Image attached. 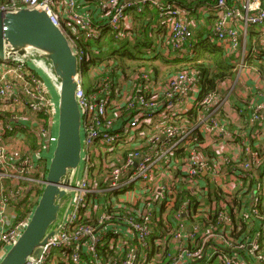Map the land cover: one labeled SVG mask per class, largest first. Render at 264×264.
I'll return each mask as SVG.
<instances>
[{"label": "built area", "instance_id": "built-area-1", "mask_svg": "<svg viewBox=\"0 0 264 264\" xmlns=\"http://www.w3.org/2000/svg\"><path fill=\"white\" fill-rule=\"evenodd\" d=\"M180 1L97 0L92 5L86 0H0L2 12L21 7L46 11L80 63L82 160L69 189L71 205L42 254L28 264L69 259L75 264L87 259L92 264H161L168 250L169 264H249L246 256L257 257L263 236L256 228H264L258 211L264 159L251 151V127L239 144L232 140L226 148L220 142L229 131L219 114L226 99L216 90L198 99L197 72L178 71L165 83L151 67L141 66L113 80L105 75L107 63H88L102 49L85 52L80 42L103 40L108 33L114 41L106 40L107 50L122 38L133 40L130 12L150 6L166 28L165 45L178 57L192 51L199 27L207 30L204 42L223 46L236 69L246 68L252 54L264 53V0H184L191 6ZM84 72L91 82L87 85ZM50 86L58 92L59 78L37 52L0 58V259L32 213L19 219L17 204L24 186L44 168L39 149L50 140L52 114L57 123L58 103ZM241 102L239 115L262 121L264 82L255 102ZM256 172L260 179L249 190L246 183ZM239 192L252 203L240 211ZM236 215L254 229L247 245L235 237L241 230ZM114 250L123 257H110Z\"/></svg>", "mask_w": 264, "mask_h": 264}, {"label": "water", "instance_id": "water-1", "mask_svg": "<svg viewBox=\"0 0 264 264\" xmlns=\"http://www.w3.org/2000/svg\"><path fill=\"white\" fill-rule=\"evenodd\" d=\"M37 52L59 78L57 134L44 177V188L30 219L17 241L0 259V264H28L39 257L42 247L60 225L62 201L70 199V187L82 160V113L77 99L80 63L68 37L42 9L21 7L0 11V58L27 57ZM77 179V178H76Z\"/></svg>", "mask_w": 264, "mask_h": 264}, {"label": "trees", "instance_id": "trees-1", "mask_svg": "<svg viewBox=\"0 0 264 264\" xmlns=\"http://www.w3.org/2000/svg\"><path fill=\"white\" fill-rule=\"evenodd\" d=\"M87 4H92L96 2L97 0H86ZM182 4H187L188 6H191L193 3H187L184 0L180 1ZM92 5L84 4V7H91ZM131 16L134 20V27L133 31L135 33V37L133 40L128 39H120L117 40V45H110V47L105 50V42L108 40L109 42L114 41V37L111 35L109 36L108 33L105 35V39L103 40H89L85 42L84 39H80L81 45L84 48L85 52H88L90 49H94L96 47H99V49H102L99 56H95L92 58L91 62L92 64H100L101 62L107 63L109 65V68L107 69L105 75L110 76L111 79L115 80V78H118V71L123 72V76L127 77L131 75V73H134L139 67L141 66H148L151 67L154 70V73L156 75V78L160 76V72H162L159 68V66L154 65L153 62H144L138 63L137 67L133 66L134 68L129 71L128 67L132 64L136 63L135 60H138L136 52H143L146 48L151 49L156 47L159 42H162L165 44L164 36L166 35V28L162 25V21L160 19L159 11L156 8L147 6L143 11L138 12L137 10H133L130 12ZM202 34H199V37H201ZM108 38V39H107ZM158 40V41H157ZM195 41H197V38H195ZM202 41V38H201ZM200 41V42H201ZM199 42V44H200ZM197 44L194 45L192 49L193 55L189 57V60H192L193 62L186 66H180L176 69H170L172 71H164L163 76L161 77L162 81H166L170 76L173 75V73L181 71V70H188V71H195L197 72L196 75H198V78L200 80V86L201 89L199 91V97L198 99H201L205 94L211 91H215L219 89V86L229 78L233 81L236 80L238 74H239V68L234 69V64H230L231 59L228 58L226 51L223 46L218 45L216 41H210L208 43H205V46L202 48V52L198 53L196 51ZM119 45V47H117ZM93 52V50H90L89 53ZM92 56V55H90ZM162 58H165L162 56ZM146 60V59H145ZM128 65V66H126ZM246 68H256L260 71V73L264 74V53H257L252 54L250 58H248ZM165 75V77H164ZM85 77V84L87 85L90 82V78L88 76V73L84 72ZM92 88L87 87L86 89L90 91ZM195 114V113H194ZM190 116V119H193V116ZM196 116V115H195ZM56 134H57V128H56ZM37 141L34 137L33 140V146L34 149L37 147ZM53 152V151H52ZM52 156V153H51ZM257 184V182L252 178L250 181L246 183V186L249 190H252V188ZM190 196V195H189ZM239 198L236 202L237 209L240 211L241 209H245L248 205L252 204L251 200L248 199L246 196V193L239 192ZM18 209L21 207V203L17 204ZM258 211L261 216L264 217V202L262 203V199H260L258 204ZM261 225H263V219H259ZM235 222L237 225H241V230L235 234V237L241 238V243H244L247 245V241L254 236L253 228L249 227L247 222L241 218L240 215L235 216ZM255 227V226H254ZM261 232V245L257 252V257L254 256L247 257V261L249 264H256L254 262H257L258 264H264V262L261 260V255H264V228L260 226V229L256 228V232ZM168 249H166L167 251ZM66 251V250H63ZM99 252L104 255V257L107 256V252H105L104 248H100ZM169 252V250H168ZM166 252L163 256V262L161 264H169V259L167 258ZM66 253L69 255L70 251H66ZM115 253L114 251H109V254ZM106 255V256H105ZM115 256V255H113ZM58 264H75L72 259L68 260V263H65L64 261H60Z\"/></svg>", "mask_w": 264, "mask_h": 264}, {"label": "crops", "instance_id": "crops-1", "mask_svg": "<svg viewBox=\"0 0 264 264\" xmlns=\"http://www.w3.org/2000/svg\"><path fill=\"white\" fill-rule=\"evenodd\" d=\"M200 30L203 31V29L199 27V29H197L195 32L196 34L195 38H197V43H198L197 45L203 44L205 46L204 39H202L201 41V38L207 37V30L204 32V34H202L201 37H199ZM172 53H174L175 55V52H172ZM191 53L192 51L188 49L180 53L181 57L176 56V59L174 61L177 64L176 68L180 67L181 65L186 66V67L188 66V64L190 65L192 61H189L188 58L191 57ZM234 69H236V66ZM239 73L241 74L240 75L238 74L236 80L233 81L232 79L229 78L228 80L224 81L219 86V89L216 90L219 93V97L221 100L226 99V106L223 105V108L220 110L219 114L221 118L225 121L228 131H229V134H228L229 137L226 140H221L220 144L225 145L226 148H229L228 143L232 140L233 142L231 143L235 145L239 144L240 140L242 141L244 138L243 136L245 134V131H247L249 127H251L252 135L254 137L253 140L250 142L251 151L257 153L258 155H260L261 158L264 159V119L260 122H254L248 114L239 115L237 113V109H238L237 106L240 103H242L241 101H243L244 99H248L250 101L255 102V100L257 99V92L261 89L263 85L264 76H262L260 74V71L256 68H249V69L244 68V69L239 70ZM242 73L244 77L242 76ZM167 80L168 79H166V82ZM197 88H198V91H200L201 89L200 80H198ZM50 94H51L52 100L54 101V104H57L58 103V92L51 86H50ZM55 119H56V116H54V118L52 117L51 119L50 140L47 146L39 149L40 154L43 156L42 160H43L45 172L47 171V166L49 164L48 161L50 160L51 153L55 146L56 128H57V123ZM200 140L201 142L204 141L202 138H200ZM261 170H264V167ZM260 175L261 173L259 174L258 172H256L254 180L258 181V179H260ZM263 178H264V174H263ZM32 195H33V192L30 194V196ZM69 203H70L69 198H65L62 201V205H61L62 207H61L59 219L63 220L62 215L65 209L67 208V206L69 205ZM58 252L60 253L61 251H58ZM113 255H115L119 259V258H122L124 254L121 252L119 253L115 250V253H113L112 255L110 254V257L111 256L115 257ZM87 261L88 262H86V264H92L90 259H87Z\"/></svg>", "mask_w": 264, "mask_h": 264}, {"label": "rangeland", "instance_id": "rangeland-1", "mask_svg": "<svg viewBox=\"0 0 264 264\" xmlns=\"http://www.w3.org/2000/svg\"><path fill=\"white\" fill-rule=\"evenodd\" d=\"M202 27H204L203 24H202ZM202 32L203 31L200 30V33H202ZM203 34H204V32H203ZM196 47H197L196 51L198 53H201L204 45L201 44V45H197ZM169 51H170L169 48L165 44H163L162 42H159L158 47H154L151 49L146 48L145 51H143V52H136L137 58H139V59L135 60L134 62L136 63V65L135 64L130 65L128 67V70L131 71L134 68L133 66L137 67L138 63L143 64L144 62H149V63L153 62L154 65L159 66L160 70L162 71V72H160L161 73L160 77H162L164 74V71H172L170 69L177 67V64L174 62L176 59V57H175L176 54L174 55V53H172V52L170 53ZM147 54H149V55H147ZM191 55H193V53H191ZM162 56L165 58H162ZM189 61H192V60H189ZM235 65L236 64H234V66ZM126 66H128V65H126ZM181 66H183V65H181ZM122 75H123V72L118 71V76L121 77ZM242 76L244 77L243 73H242ZM164 77H165V75H164ZM44 172H45V168L41 167L40 174H37L34 176L36 181L31 183V184H27L26 186H24V190L21 193V197H22L21 198L22 199L21 204L22 205L18 209V213H19L18 218L19 219L24 218L28 214H30L32 209L35 207V205L38 201V198L41 195V192L44 188V177L42 175ZM41 177H43L42 180H40ZM32 192H33V195L30 196V194ZM259 197H260V199H262V203H263L264 202V196L262 195L261 192L259 193ZM58 222L57 223L60 225L61 219H59Z\"/></svg>", "mask_w": 264, "mask_h": 264}]
</instances>
